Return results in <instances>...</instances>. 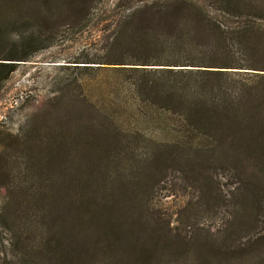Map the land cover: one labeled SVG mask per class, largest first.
<instances>
[{"label":"rangeland","instance_id":"374dc122","mask_svg":"<svg viewBox=\"0 0 264 264\" xmlns=\"http://www.w3.org/2000/svg\"><path fill=\"white\" fill-rule=\"evenodd\" d=\"M161 4L12 10L0 75L24 60L0 81V264H264V151L186 145L129 88L154 66L126 67L158 50L119 28Z\"/></svg>","mask_w":264,"mask_h":264},{"label":"trees","instance_id":"16d2710c","mask_svg":"<svg viewBox=\"0 0 264 264\" xmlns=\"http://www.w3.org/2000/svg\"><path fill=\"white\" fill-rule=\"evenodd\" d=\"M20 1L0 0V33ZM158 2L155 23L132 13V23L119 28L158 50L155 60L126 67L144 72L140 68L154 66L148 70L154 77L141 74L129 82L155 114H168L167 124L153 127L184 136L189 146L264 151V0ZM5 57L11 61L0 81L13 60H24Z\"/></svg>","mask_w":264,"mask_h":264}]
</instances>
